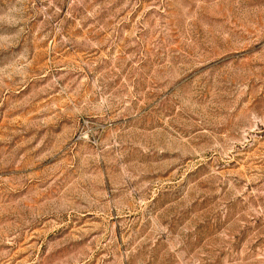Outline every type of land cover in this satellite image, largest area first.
I'll return each instance as SVG.
<instances>
[{
    "label": "rangeland",
    "instance_id": "374dc122",
    "mask_svg": "<svg viewBox=\"0 0 264 264\" xmlns=\"http://www.w3.org/2000/svg\"><path fill=\"white\" fill-rule=\"evenodd\" d=\"M0 264H264V0H0Z\"/></svg>",
    "mask_w": 264,
    "mask_h": 264
}]
</instances>
